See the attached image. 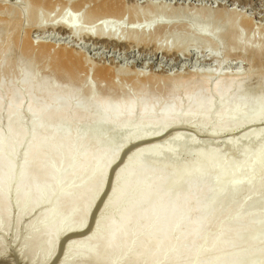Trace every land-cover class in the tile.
I'll return each instance as SVG.
<instances>
[{"label":"bare ground","instance_id":"bare-ground-1","mask_svg":"<svg viewBox=\"0 0 264 264\" xmlns=\"http://www.w3.org/2000/svg\"><path fill=\"white\" fill-rule=\"evenodd\" d=\"M65 1L0 0V263L11 238L16 262L49 264L60 250L63 264H264V175L257 172L264 170V125L196 144L201 135L214 140L264 121V70L251 67L264 65V40L240 42L236 25L249 26V19L225 6L212 14L178 5L166 11L148 1L145 9L169 19L148 20L151 28H144L135 22L136 0H76V19L63 11ZM56 4L62 12L52 19ZM40 8L50 12L49 25L38 19ZM5 9L13 15H3ZM87 13L95 29L82 25H89ZM111 17L134 25L111 29L105 24ZM49 30L51 38L67 32L73 41L153 46L165 55L185 53L191 42L225 53L219 38H227L232 51L250 53L252 70L171 74L113 60L110 66L74 45L31 36ZM90 69L100 84L88 79ZM223 145H234L236 156L225 157Z\"/></svg>","mask_w":264,"mask_h":264},{"label":"rangeland","instance_id":"rangeland-1","mask_svg":"<svg viewBox=\"0 0 264 264\" xmlns=\"http://www.w3.org/2000/svg\"><path fill=\"white\" fill-rule=\"evenodd\" d=\"M9 1L10 2H14V1L15 2H22V3H25L26 6H31L30 0H7V2H9ZM67 1L68 0H66L63 3L64 8L67 6V8H65V9L63 8V11L66 12L70 16H74V18L76 19V16H75L76 14L73 13L74 9L72 8V4L76 0H69L68 2ZM148 1L149 2H153V3L154 2L157 3L158 6L160 5L162 8L164 7V9H166V11L173 10L172 8H176L178 6H179V8L183 6L185 8L189 7L188 9L191 8L190 9L191 11H193L195 8H197V10H203V9L205 10L206 9V10H208L210 12L212 11V14H213L214 11H216V9L218 10V8H221L220 6H225V8H227V10H229V11H236V13L238 12L239 13V14H237L238 17L240 15V16H243V17H247L249 19V20L247 19L249 21V26L248 25H243L242 23L238 24V22H240V21H237L236 25H237L238 31L241 32V35L246 38V39L244 38L242 40V36L239 35L238 38L241 37L239 39L240 42L244 41L248 45H256V44H259L260 42L263 44V42H264L263 41L264 40V0H136V2H138V5H139L138 6L139 16H140L139 18H141L140 20L136 19L137 21H135V22H136L137 25H139V24L147 25V24L150 23V21H148V20H155V18L156 19H161L162 15H164L161 12L157 13V12H154L153 10H151V9H147V8L145 9V7H144V5L146 4L145 2H148ZM130 3H132V2L130 1ZM55 8H56V11L55 10L51 11V14H50V12H46V11L42 10L41 8L38 10V15H39L38 19L41 21L42 24L46 23V24L49 25L50 22L52 23V21L49 22V21L46 20L47 17L45 16V14H47V15L50 14L53 17L52 19L57 18V15H58V17H59V15H61L62 11L59 9V8H61V5L56 4ZM88 8H89V4H85L84 5V9L87 10ZM200 8H202V9H200ZM2 11H1V13L3 15H5V14L7 16H12L13 15V12L8 11L7 9L2 10ZM44 12H45V14H44ZM170 14L171 15H175V14H178V13L171 12ZM23 15H24V13H23ZM87 16H88V13L83 18H85V20L89 23V25L85 24V22L82 25H84L85 27L90 26L91 28L95 29L96 28L95 26H96V24H98V22H93L91 20V18L89 19L90 16H88V17ZM159 16H160V18H159ZM181 16L184 17L183 19L186 20V18H187L186 15L180 14L179 17H181ZM164 17L165 18L167 17L166 19H169V16H167V15L163 16V18ZM25 18L26 17H24V22H25L26 25H28L29 22L27 21V18L26 19ZM1 22H3V21L1 20L0 23ZM47 22H49V23H47ZM117 22H120V20L117 19V17H114V18L111 17V18H109V19H107L105 21V24H107V25L109 24L108 27H110V28L112 27V26H110V24H114L113 25L114 27L111 28V29H114L116 24H117ZM144 22H147V23H144ZM121 23L122 24L124 23L123 26H125V24L126 25H131L132 24V23L128 22L127 18H124L121 21ZM55 30H56V28H55ZM23 31L24 30L22 29L21 30V34L22 35L25 34V32H23ZM49 31L45 32V33H41L40 31H38V32H36V31L33 32L32 31L31 32V36L34 37L33 38L34 40H36V39L38 40V39L42 38L43 40H46V39L49 40L50 39L51 41H55L56 40L57 42H65V43H68L69 45H74L77 49H79L81 51L84 50L89 55L90 58L92 57L91 59H92L93 62L94 61L98 62V59H99V60H101L100 62L103 61L106 64H110V66H113L115 64L116 66H120V67H123V68L136 67V68H139V69L144 70L146 72H148L152 68V69H156V70L168 71V73H171V74H176V73L178 74V73H181V72H186V71L188 72V71H194V70H196V71L200 70L202 72H207L209 74L210 73H214V72H216V73L220 72V73H223V74L224 73L232 74V73L238 72V73L242 74L244 72H247L249 68H250L249 70L253 69L252 71H254L256 69H261V67L264 70V65L257 66L258 64H256L255 62L252 64L251 60H250V59H252L251 58L252 56H250V53H248L245 50L243 51L239 47H234L233 51H235L236 53L239 50H240V52L243 51L240 54L238 53L239 55H241V57L240 58L239 57L230 58L231 55H227L226 52L229 53L230 51H232V46H234V45L230 43V45H231V47H230L229 40H227L226 37H225L226 39L224 37H221V38H223L225 40H222V39L219 38V44L221 46H223L225 48V50H228L225 53H223L221 51H220L221 53L217 52V49H215V47L210 46V45H203V46L200 45V46L195 47V45H193L192 42H191V45L189 44V46L187 45V47H186L187 49L185 48L186 52H188L187 54H185L186 52L182 53V51H180L179 53H174V52L167 53V55H168L167 56V55H165V53H163V51H161L159 49H156L153 46H148L146 48H136L134 45H130V46L117 45L116 46L113 43H105L104 44V42H97L95 40H92L91 39L92 37L91 38L82 37L81 39H77L76 41H73L72 38L68 35L67 32H66L67 35L65 33L64 35H62L63 36L62 38H57L56 34H55L54 38H51V36L47 37V34L51 33V30H49ZM65 35L68 36V37H66V39H64ZM165 36H166L165 34H163V35L158 34V37H160L159 41H161V40L163 41L166 38ZM249 37H251V38H249ZM146 38H148V36ZM167 40L169 41V38H167ZM220 40H221V42H220ZM253 40H254V43H253ZM256 40H258V41H256ZM93 41L96 42V44L94 46H93V44H91ZM226 41H228V42H226ZM225 42L227 43V46L229 45L228 46L229 49L227 48ZM249 42H250V44H249ZM233 51L230 52V53H233ZM245 54L246 55L248 54V56L245 57ZM215 55H216L217 58L214 57ZM242 55L244 57H242ZM242 58H244V60H245V58L248 59V60L244 61ZM111 60H113L115 63L113 61H111ZM111 63L113 65H111ZM250 64L253 65V66H251L252 69L250 67ZM40 71L42 73V71H43L42 68L41 69L39 68L38 73H40ZM125 72L128 73V72H131V71L129 70V71H125ZM88 79H90V81H92V82L94 81V82H97L98 84H100V80L97 79V77H95L92 74V69H90V73H89ZM114 79H115V81L117 83L122 84L125 88H127V89L129 88L128 89L129 91H134V89H133L134 87L132 86V83L130 81H127L125 79H120L118 76H115ZM212 80H213V78H212ZM101 84H103V83H101ZM144 85L146 86V85H151V84L149 82H145ZM152 85H153V89H152L153 92L155 91V93H160V92H158L159 91L158 87H154V85H157V83H154ZM131 87H133V88L131 89ZM147 87H151V86H147ZM155 88H156V90H155ZM99 93H102V91L99 90ZM219 104H220L219 102L215 103L214 107L211 110L210 115L215 112V110L219 106ZM1 111L2 112H0V114H2V116H0V120H1L0 123L3 124V122H4V114H5L4 108ZM24 116H25V114H24ZM24 118L26 119V117H24ZM259 122H260L259 124H258V122H248L246 124L244 123L245 126L242 124L243 127L240 124L241 126H238L237 128L234 127L235 129L227 131V132L221 134L217 139H214V140H212L213 138L209 139V138H205V135H201V136H199L197 138L196 144L201 143L200 142L201 140L202 141H207L208 140V142L210 141L209 144H214V143L218 144V143L223 142V139L224 140L235 139V138H237L240 135V133H243V131L252 130V129L254 130V129L260 128V126L262 127L264 125V121H259ZM192 126H193V123H191V124L189 123L188 124V128H192ZM204 127H206V126H204ZM208 127H210V126H207L206 128L209 129ZM207 129H205V130H207ZM161 139H162V137L158 138L156 141H151L152 143L151 142H146L143 145V147L146 146V145H149V144H151V145L155 144V143L157 144V142H159V141L162 142L163 139L162 140ZM198 141H199V143H198ZM173 142H174V144H173ZM173 142L171 141L170 145L176 146L177 143L175 141H173ZM190 145L188 143L185 146H186V148H188V147H190ZM226 146H228V147H226ZM226 146L223 145L224 148H222L224 156L225 157L226 156L227 157L228 156L229 157H233V155H234V157H235L236 154H235V150H234V145H231V146L230 145H226ZM143 147L139 146L138 148H136V147H132V148L135 151V149H142ZM133 149L132 150L129 149L131 152L128 150L124 156L121 155L122 156L121 158H124L125 156L127 157L128 154L134 152ZM225 153H226V155H225ZM16 161H18V162L20 161V156L17 157ZM259 170L260 169H258L257 172L258 173L261 172L260 176H263L264 175V173H263L264 170H262V169L260 171ZM95 214H96V211L94 213V216L91 217L92 219L90 218V220L88 221L87 226L90 225L89 226L90 228L93 226L92 224H94L93 223L94 222L93 217L95 219ZM87 226H86V229L89 228ZM11 246H12L11 238H8L6 240V249H7L9 254L6 255V257L4 258V260L0 264H5V263L6 264L7 263L8 264H14V263L15 264H37L38 263V262H35V261L31 262V263L30 262L27 263L25 261V259H19L18 262H16L13 259L11 252H9L10 251L9 249H10ZM59 251L60 250L56 251V254H55V257H54L55 259L53 258V260L49 264H58V263L59 264H63L64 263V261L62 260V257H61V252L59 253ZM9 258H11V259H9ZM9 261H11V262L9 263Z\"/></svg>","mask_w":264,"mask_h":264},{"label":"water","instance_id":"water-1","mask_svg":"<svg viewBox=\"0 0 264 264\" xmlns=\"http://www.w3.org/2000/svg\"><path fill=\"white\" fill-rule=\"evenodd\" d=\"M163 19V18H162ZM117 23H121V22H117ZM109 25V24H108ZM114 24H110V26H112V27H114L113 26ZM131 25H134V24H131ZM131 25H128V26H131ZM141 25H143V24H139V25H137V27H139V26H141ZM151 25H152V22L151 23H149V24H147V25H144V28H147V27H150L151 28ZM111 27V28H112Z\"/></svg>","mask_w":264,"mask_h":264}]
</instances>
